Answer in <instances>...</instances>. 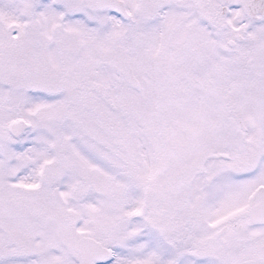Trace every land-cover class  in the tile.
Listing matches in <instances>:
<instances>
[{"label":"snow or ice","instance_id":"snow-or-ice-1","mask_svg":"<svg viewBox=\"0 0 264 264\" xmlns=\"http://www.w3.org/2000/svg\"><path fill=\"white\" fill-rule=\"evenodd\" d=\"M0 264H264V0H0Z\"/></svg>","mask_w":264,"mask_h":264}]
</instances>
